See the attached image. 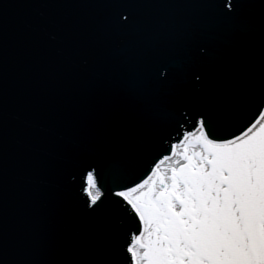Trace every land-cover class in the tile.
I'll return each instance as SVG.
<instances>
[{
	"label": "water",
	"instance_id": "95a60500",
	"mask_svg": "<svg viewBox=\"0 0 264 264\" xmlns=\"http://www.w3.org/2000/svg\"><path fill=\"white\" fill-rule=\"evenodd\" d=\"M262 79L264 0H0V264H128L114 181L200 115L242 127Z\"/></svg>",
	"mask_w": 264,
	"mask_h": 264
},
{
	"label": "snow or ice",
	"instance_id": "6c2138e0",
	"mask_svg": "<svg viewBox=\"0 0 264 264\" xmlns=\"http://www.w3.org/2000/svg\"><path fill=\"white\" fill-rule=\"evenodd\" d=\"M240 123L219 131L200 115L138 179L114 181L108 194L137 221L128 264H264V96ZM81 191L90 209L104 200L95 169Z\"/></svg>",
	"mask_w": 264,
	"mask_h": 264
}]
</instances>
